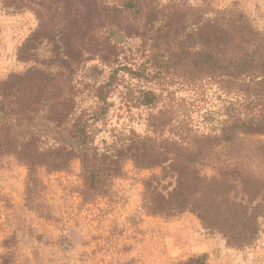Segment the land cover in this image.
<instances>
[{
    "label": "trees",
    "instance_id": "1",
    "mask_svg": "<svg viewBox=\"0 0 264 264\" xmlns=\"http://www.w3.org/2000/svg\"><path fill=\"white\" fill-rule=\"evenodd\" d=\"M76 6L85 8L62 27H49L39 13L38 28L19 49V57L28 60L38 44L51 42L61 69L32 68L0 80V99L11 107L9 116L0 118V131L6 134L0 137V155H13L27 166V186L37 180L39 168L64 170L78 159L85 196L106 195L130 161L139 169H159L143 181L141 208L146 213L174 217L191 212L228 245L253 246L264 219V181L248 176L238 161L221 166L213 175L204 168L214 163L220 147L249 148L264 160V140L253 139L264 136V32L235 4L216 8L213 0H201L197 6L178 1L76 0ZM86 7L93 13L85 12ZM106 11V23L127 37L154 31L160 45L156 76L165 83L170 79L194 92L216 90L228 105L217 128L206 132L189 126L185 134L174 137L132 132L114 143L104 141L102 148L94 146L90 128L104 105L91 112L80 110L72 76L78 64L93 58L107 66L118 61L110 36L92 40L89 34L94 15ZM108 85L98 88L104 103ZM141 92V105L158 106L155 89ZM37 110L47 111L49 126L29 125L26 136L18 135L13 121L17 126L33 123L27 111ZM153 121V133L168 125L163 118ZM208 257L194 255L178 264H207Z\"/></svg>",
    "mask_w": 264,
    "mask_h": 264
},
{
    "label": "rangeland",
    "instance_id": "2",
    "mask_svg": "<svg viewBox=\"0 0 264 264\" xmlns=\"http://www.w3.org/2000/svg\"><path fill=\"white\" fill-rule=\"evenodd\" d=\"M157 1L201 4V0ZM233 4L264 32V0H213L216 8ZM84 8L77 7L76 0H0V80L32 68H52L54 72L61 69L51 42L38 44L28 60L19 57V49L38 28L39 13L49 27H62L73 16L81 15L77 10ZM91 10L86 7L85 12L93 13ZM107 13L94 15L89 34L92 40L110 36L117 45L114 59L118 61L107 66L93 58L78 64L72 76L80 110L91 112L104 105L90 128L94 146L102 148L104 141L114 143L132 132L174 137L179 132L185 134L189 126L206 132L217 128L228 105L216 90L194 92L170 79L165 83L156 76L160 45L154 31L127 37L106 23ZM86 38L90 39L88 35ZM104 83L109 84L105 103L97 96ZM144 88L155 89L160 95L155 108L139 103ZM10 108V102L0 99V118L9 116ZM160 110L162 116L157 115ZM27 112L34 122H22L21 127L13 121L12 128L18 135L26 136L29 125L49 126L46 110ZM153 117L163 118L168 125L153 133ZM5 135L0 131V137ZM253 139L264 140V136ZM256 155L249 148L220 147L214 163L204 171L213 175L221 166L238 161L248 176L264 181V160ZM28 172L15 156L0 155V264H178L204 253L209 255L207 264H264V219L256 243L236 248L228 245L222 235L204 228L191 212L174 217L146 213L141 208L143 181L159 169H139L130 161L125 174L113 180L106 195L99 196L83 195L78 159L64 170L39 168L37 180L27 186Z\"/></svg>",
    "mask_w": 264,
    "mask_h": 264
}]
</instances>
